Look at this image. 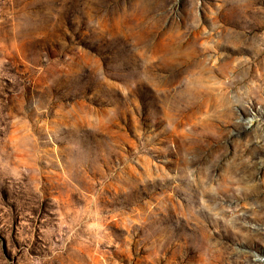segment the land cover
Instances as JSON below:
<instances>
[{
  "label": "rangeland",
  "instance_id": "obj_1",
  "mask_svg": "<svg viewBox=\"0 0 264 264\" xmlns=\"http://www.w3.org/2000/svg\"><path fill=\"white\" fill-rule=\"evenodd\" d=\"M0 264H264V0H0Z\"/></svg>",
  "mask_w": 264,
  "mask_h": 264
}]
</instances>
